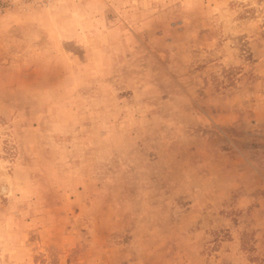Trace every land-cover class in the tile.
Masks as SVG:
<instances>
[{
  "label": "rangeland",
  "instance_id": "obj_1",
  "mask_svg": "<svg viewBox=\"0 0 264 264\" xmlns=\"http://www.w3.org/2000/svg\"><path fill=\"white\" fill-rule=\"evenodd\" d=\"M0 264H264V0H0Z\"/></svg>",
  "mask_w": 264,
  "mask_h": 264
}]
</instances>
